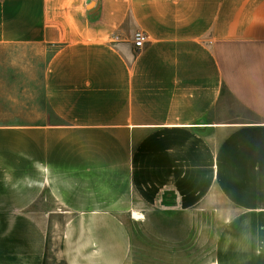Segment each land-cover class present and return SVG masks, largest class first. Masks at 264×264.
<instances>
[{"label": "crops", "instance_id": "0c3cea01", "mask_svg": "<svg viewBox=\"0 0 264 264\" xmlns=\"http://www.w3.org/2000/svg\"><path fill=\"white\" fill-rule=\"evenodd\" d=\"M8 46L52 54L0 111V264H264V0H0Z\"/></svg>", "mask_w": 264, "mask_h": 264}, {"label": "rangeland", "instance_id": "374dc122", "mask_svg": "<svg viewBox=\"0 0 264 264\" xmlns=\"http://www.w3.org/2000/svg\"><path fill=\"white\" fill-rule=\"evenodd\" d=\"M51 54V50L40 51L31 46L0 48V111H9L12 122L17 120L18 103L22 96L31 101L34 94L43 93L45 67ZM43 203L47 206L55 205L51 198ZM155 253L161 254L162 251ZM168 258L170 260H156L150 264H199L188 258Z\"/></svg>", "mask_w": 264, "mask_h": 264}, {"label": "built area", "instance_id": "2783aa9c", "mask_svg": "<svg viewBox=\"0 0 264 264\" xmlns=\"http://www.w3.org/2000/svg\"><path fill=\"white\" fill-rule=\"evenodd\" d=\"M149 36L146 32L142 31V30H138L135 32L134 34V45L138 50H141L146 42L148 41Z\"/></svg>", "mask_w": 264, "mask_h": 264}, {"label": "bare ground", "instance_id": "6f19581e", "mask_svg": "<svg viewBox=\"0 0 264 264\" xmlns=\"http://www.w3.org/2000/svg\"><path fill=\"white\" fill-rule=\"evenodd\" d=\"M138 217V216H137Z\"/></svg>", "mask_w": 264, "mask_h": 264}]
</instances>
